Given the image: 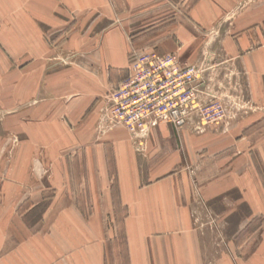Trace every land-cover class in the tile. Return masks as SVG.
<instances>
[{
    "label": "crops",
    "instance_id": "1",
    "mask_svg": "<svg viewBox=\"0 0 264 264\" xmlns=\"http://www.w3.org/2000/svg\"><path fill=\"white\" fill-rule=\"evenodd\" d=\"M60 1L68 9H82L90 3ZM94 1L101 5L98 10H105L103 0ZM212 13L211 5L203 0L191 7L192 18L199 25L205 23L209 27ZM187 29L188 26L176 25L172 31L189 42L192 35ZM101 41L106 50L102 46L95 51V60L101 67V85L73 69L44 73L38 66L32 75L38 111L40 106L47 108L46 113L35 115L34 111L33 116L46 120L44 127L49 129L55 119L51 114L64 109L67 127L56 121L59 130L54 135L47 134L46 151L65 156L59 165L51 167V179L17 180L9 186L17 189L13 200H7L9 196L5 194L0 196V264H108L109 232L105 220H116L118 208L124 212L127 264H209L213 248L197 228L194 212L202 205L208 214L216 212L218 206L224 207V219L239 213L241 221L237 222L235 236L244 231L248 210L253 217L264 214V183L249 161L248 143L253 139L256 144L264 131L248 133L240 121L227 132L214 129L200 134L161 124L143 138H135L121 127L95 133L103 87L105 92L107 83L117 84L128 69L129 48L122 36L113 32ZM172 42L163 39L156 52H172ZM186 50L187 46L183 61L193 64L195 60L189 61ZM253 55L241 56V60ZM253 59L255 68L251 69L264 70L258 54ZM26 183L39 185L40 191L52 194L47 200L42 199L43 194L35 197L37 203L47 201L38 224L39 229H44L42 232L25 221L33 206L25 213L18 212L27 202L22 191ZM84 205L88 207L87 214ZM246 247V239L234 247L230 244L228 254L215 261L264 264V241H260L251 258L233 254Z\"/></svg>",
    "mask_w": 264,
    "mask_h": 264
},
{
    "label": "rangeland",
    "instance_id": "2",
    "mask_svg": "<svg viewBox=\"0 0 264 264\" xmlns=\"http://www.w3.org/2000/svg\"><path fill=\"white\" fill-rule=\"evenodd\" d=\"M59 1L0 0V196L5 194L9 196L7 200H13L17 189L9 186L17 180L51 179V167L59 165L65 156L50 155L46 151L47 134L54 135L59 130L56 121L67 127L64 109L59 114H51L55 119L49 123V129L44 127L48 124L46 120L39 121L33 116L34 111L37 115L47 110L40 106L41 111H38L39 104L34 100L36 92L31 86L38 66L44 73L73 69L101 85V67L95 60V51L104 48L101 39L113 32L119 33L129 48L128 69L122 72L117 84L107 83L105 92L103 87L98 99L99 104L101 102L99 115L107 105L109 93L128 76L133 56L149 50L158 51L161 41L168 38L173 40V51L163 55H175L186 63L182 54L187 46L189 61L204 65L213 93L225 104L227 120L220 128L209 127L204 132L214 129L227 132L240 121L248 133L264 131V70L255 71L252 61L258 54L259 61L264 64V0H203L213 8L209 27L204 22L205 26L195 23L192 18L191 7L199 0H103L105 10H98L101 5H96L94 0L82 9L63 8ZM176 25L188 26L192 35L189 42L172 31ZM231 52L239 55L233 56ZM252 54L249 60H241V56ZM97 126L96 123L95 133L102 131ZM251 140L248 141L249 161L264 183V133L259 134L256 144V140ZM40 190L41 186L32 187L26 183L22 191L27 202L18 210L25 213L33 206L25 215L26 223L33 229H39L47 202L37 203L35 197L40 194H43L42 199L52 197L50 191ZM84 207V214H87L88 207ZM218 207L216 212L208 214L200 205L194 212L197 228L213 248L209 264H217L215 260L228 254L230 244L234 247L244 239L248 247L241 253L233 251V254L251 258L260 241H264V214L253 217L248 210L246 227L242 234L235 236L233 232L241 221L239 213L224 219V207ZM123 214L118 208L116 220H105L109 232L108 264H127ZM243 216L244 212L242 221ZM42 231L41 228L38 232Z\"/></svg>",
    "mask_w": 264,
    "mask_h": 264
},
{
    "label": "built area",
    "instance_id": "3",
    "mask_svg": "<svg viewBox=\"0 0 264 264\" xmlns=\"http://www.w3.org/2000/svg\"><path fill=\"white\" fill-rule=\"evenodd\" d=\"M128 76L107 97L98 130L121 127L143 138L161 124L203 133L220 128L228 118L223 101L213 93L203 64H187L175 55L149 50L135 54Z\"/></svg>",
    "mask_w": 264,
    "mask_h": 264
}]
</instances>
